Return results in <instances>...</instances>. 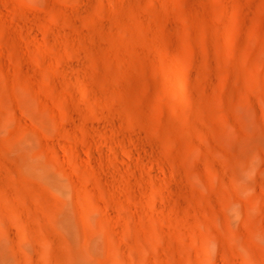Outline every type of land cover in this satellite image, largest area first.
<instances>
[{
	"label": "rangeland",
	"instance_id": "1",
	"mask_svg": "<svg viewBox=\"0 0 264 264\" xmlns=\"http://www.w3.org/2000/svg\"><path fill=\"white\" fill-rule=\"evenodd\" d=\"M0 264H264V0H0Z\"/></svg>",
	"mask_w": 264,
	"mask_h": 264
}]
</instances>
